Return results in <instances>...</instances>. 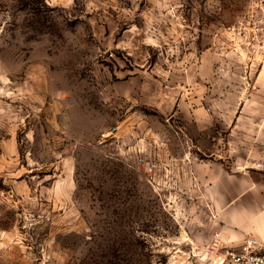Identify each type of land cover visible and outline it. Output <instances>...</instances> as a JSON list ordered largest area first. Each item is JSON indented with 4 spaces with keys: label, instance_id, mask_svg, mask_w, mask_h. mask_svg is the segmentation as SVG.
<instances>
[{
    "label": "rangeland",
    "instance_id": "374dc122",
    "mask_svg": "<svg viewBox=\"0 0 264 264\" xmlns=\"http://www.w3.org/2000/svg\"><path fill=\"white\" fill-rule=\"evenodd\" d=\"M260 190L264 0H0V264H216Z\"/></svg>",
    "mask_w": 264,
    "mask_h": 264
},
{
    "label": "crops",
    "instance_id": "0c3cea01",
    "mask_svg": "<svg viewBox=\"0 0 264 264\" xmlns=\"http://www.w3.org/2000/svg\"><path fill=\"white\" fill-rule=\"evenodd\" d=\"M263 190V189H262ZM262 190L259 191V193H254L252 194V198L250 197H245L243 200H241L237 205L236 208L233 212V216L236 218L235 221L236 222H231L232 224H235L237 228L240 230L239 233L236 234L237 240L241 242L239 248L245 243V241L249 238H256L258 240H262L264 241V227L260 228L262 229V231H260L258 228L260 227L259 225L257 226V222H255L254 220H250V221H245L243 220L239 215H240V211L244 212L245 207L249 205L250 202L253 203V206H255L253 208V211H250V213L252 212H260L264 209V204L262 201V198L260 197V193L262 192ZM258 206H261V208H259L258 210L256 209ZM249 213V214H250ZM248 215V212H247ZM246 215V216H247ZM237 216V217H236ZM231 219V217H230ZM229 219V220H230ZM264 226V225H263ZM249 235H252L250 237H248ZM222 234L218 233L216 236H212L211 240L212 241H220V238H222Z\"/></svg>",
    "mask_w": 264,
    "mask_h": 264
},
{
    "label": "built area",
    "instance_id": "2783aa9c",
    "mask_svg": "<svg viewBox=\"0 0 264 264\" xmlns=\"http://www.w3.org/2000/svg\"><path fill=\"white\" fill-rule=\"evenodd\" d=\"M216 264H264V241L249 238L240 248L221 256Z\"/></svg>",
    "mask_w": 264,
    "mask_h": 264
}]
</instances>
